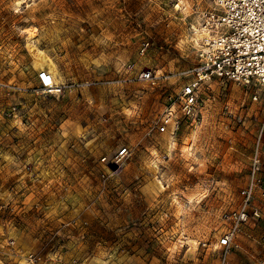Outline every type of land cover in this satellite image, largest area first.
I'll list each match as a JSON object with an SVG mask.
<instances>
[{
  "label": "rangeland",
  "instance_id": "1",
  "mask_svg": "<svg viewBox=\"0 0 264 264\" xmlns=\"http://www.w3.org/2000/svg\"><path fill=\"white\" fill-rule=\"evenodd\" d=\"M212 7L0 0V264H264L258 193L262 218L226 254L217 246L261 104L211 81L200 123L175 139L155 128L197 61L190 28ZM41 70L58 92L41 91Z\"/></svg>",
  "mask_w": 264,
  "mask_h": 264
},
{
  "label": "built area",
  "instance_id": "2",
  "mask_svg": "<svg viewBox=\"0 0 264 264\" xmlns=\"http://www.w3.org/2000/svg\"><path fill=\"white\" fill-rule=\"evenodd\" d=\"M210 1L212 9L203 11L196 25L203 33L198 46H194L197 61L188 71L179 73L182 78L179 87L168 96L155 128L175 139L182 125L200 123L206 107L202 91L211 81L241 85L251 101L261 104L246 184L239 190L240 203L227 215L230 227L217 239V246L226 254L235 245L234 238L240 227L262 218V206L254 201L256 193L264 205V0ZM190 30L193 32L192 27ZM147 44L144 43L141 51ZM139 77L150 79L151 72L141 71ZM37 79L42 92L60 90L48 71H38ZM224 107L228 108V104ZM126 153L127 148L122 147L117 156L123 157ZM28 258L32 261L31 254Z\"/></svg>",
  "mask_w": 264,
  "mask_h": 264
},
{
  "label": "bare ground",
  "instance_id": "3",
  "mask_svg": "<svg viewBox=\"0 0 264 264\" xmlns=\"http://www.w3.org/2000/svg\"><path fill=\"white\" fill-rule=\"evenodd\" d=\"M177 7H178V4L176 5ZM178 9V8H177ZM203 36V33L202 32H199L198 30H197V27H194V29H193V39H194V41L197 43L198 42V44H199V39L201 38ZM197 44V45H198ZM41 62V61H40ZM40 65V64H39ZM55 85V84H54Z\"/></svg>",
  "mask_w": 264,
  "mask_h": 264
}]
</instances>
